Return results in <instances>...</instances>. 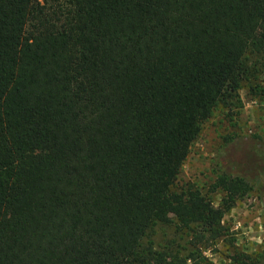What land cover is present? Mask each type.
Here are the masks:
<instances>
[{
  "label": "trees",
  "instance_id": "trees-1",
  "mask_svg": "<svg viewBox=\"0 0 264 264\" xmlns=\"http://www.w3.org/2000/svg\"><path fill=\"white\" fill-rule=\"evenodd\" d=\"M241 90L264 100V0H0V264H201L247 172L218 206L178 176Z\"/></svg>",
  "mask_w": 264,
  "mask_h": 264
},
{
  "label": "rangeland",
  "instance_id": "rangeland-1",
  "mask_svg": "<svg viewBox=\"0 0 264 264\" xmlns=\"http://www.w3.org/2000/svg\"><path fill=\"white\" fill-rule=\"evenodd\" d=\"M240 97V108L232 112L217 109L202 125L178 176L179 186L191 185L218 206L223 192L209 191L216 179L225 173L247 172L250 190L222 218L224 236L207 249L197 248L202 244L195 248L188 243L186 252L180 253L184 257L199 249L204 257L201 264H264V100L252 99L245 90L240 91ZM232 144L240 156L245 152L255 155L250 167H244L246 164L236 167L227 161ZM171 233L175 236L174 222L169 227L157 224L150 231L156 244ZM190 239L184 238V242ZM194 253L197 256L196 250ZM187 264L196 262L187 261Z\"/></svg>",
  "mask_w": 264,
  "mask_h": 264
}]
</instances>
